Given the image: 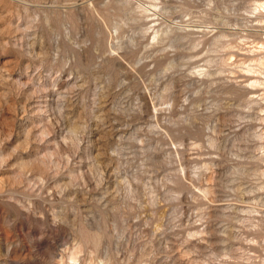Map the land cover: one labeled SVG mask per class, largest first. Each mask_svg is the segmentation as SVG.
<instances>
[{
  "label": "rangeland",
  "instance_id": "374dc122",
  "mask_svg": "<svg viewBox=\"0 0 264 264\" xmlns=\"http://www.w3.org/2000/svg\"><path fill=\"white\" fill-rule=\"evenodd\" d=\"M0 264H264V0H0Z\"/></svg>",
  "mask_w": 264,
  "mask_h": 264
}]
</instances>
